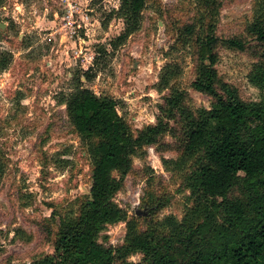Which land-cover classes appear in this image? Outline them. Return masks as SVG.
I'll return each instance as SVG.
<instances>
[{
	"label": "rangeland",
	"instance_id": "rangeland-1",
	"mask_svg": "<svg viewBox=\"0 0 264 264\" xmlns=\"http://www.w3.org/2000/svg\"><path fill=\"white\" fill-rule=\"evenodd\" d=\"M115 2L1 0L0 164L6 171L0 181V264H33L53 256L60 233L79 220L90 198L92 162L65 102L76 92L78 77L97 96L119 103L117 111L134 136L156 125L176 91L183 93V110L211 111L215 100L192 83L196 40L212 27L220 40L239 37L250 46L239 52L219 45L218 92L224 95L221 84H227L244 103L264 106V89L251 80L264 47L248 32L261 15V0H146L140 28L113 51L110 42L122 35L124 21L114 18L107 27L102 21ZM100 46L112 54L100 58ZM6 57L10 61L3 68ZM90 68L95 78L87 83L84 73ZM164 69L174 74L162 80ZM168 123L165 134L132 155L124 177L114 175L121 188L112 201L127 218L100 229L97 240L105 247L124 245L130 223L138 235L185 240L192 250L219 247L218 229L228 227L226 211L204 223L211 202L194 186L203 158L182 159L179 111ZM239 177L229 200L257 204L244 176ZM175 248L177 254L185 249ZM147 262L137 253L114 264Z\"/></svg>",
	"mask_w": 264,
	"mask_h": 264
},
{
	"label": "trees",
	"instance_id": "trees-1",
	"mask_svg": "<svg viewBox=\"0 0 264 264\" xmlns=\"http://www.w3.org/2000/svg\"><path fill=\"white\" fill-rule=\"evenodd\" d=\"M116 2L102 21L104 27L114 18L124 21V32L110 42L113 51L138 31L146 7V0ZM261 2V15L248 27V32L264 47V0ZM196 43L199 57L197 78L192 87L215 100L212 110H200L196 114L183 110V93L176 91L166 99L156 125L140 131L137 136L119 115L116 100L97 96L77 78L76 92L65 102L70 122L87 147L92 162V198L86 201L79 220L62 230L54 255L33 264H114L117 258L137 253L147 256V264H264V106L244 103L227 84H221L224 95H220L215 68L220 44L232 51L245 52L250 47L249 42L239 37L220 40L211 27ZM108 51L106 46L97 49L100 58L112 54ZM100 58H95L94 66ZM259 59L262 61L255 66L251 80L264 89V54ZM9 61L8 57L4 58L2 67L6 68ZM172 74L171 70L164 69L161 79H168ZM84 77L87 83L94 80L93 68L86 71ZM178 111L183 122L182 159L190 161L198 155L203 158L194 186L211 202L212 208L205 214L204 223L218 218L221 210L226 211L224 219L228 227L218 229L219 247L210 251L192 250L185 240H158L148 233L138 235L131 223L124 245L105 247L97 240L100 229L127 218V213L112 201L121 188L114 175L124 177L131 168L132 155L165 134L168 121ZM5 171L6 165L0 164V181ZM240 175L244 176L249 191L256 195L257 204L229 200ZM176 244H182L183 253L177 254Z\"/></svg>",
	"mask_w": 264,
	"mask_h": 264
},
{
	"label": "water",
	"instance_id": "water-1",
	"mask_svg": "<svg viewBox=\"0 0 264 264\" xmlns=\"http://www.w3.org/2000/svg\"><path fill=\"white\" fill-rule=\"evenodd\" d=\"M91 190H92V189H91ZM91 190H90V192H89V195H90V199L92 198V197H91ZM138 214H139V213H138Z\"/></svg>",
	"mask_w": 264,
	"mask_h": 264
}]
</instances>
